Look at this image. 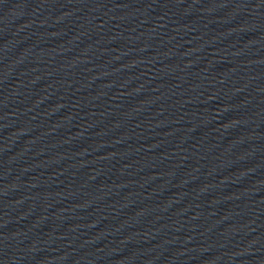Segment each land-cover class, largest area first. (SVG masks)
<instances>
[{
  "label": "water",
  "instance_id": "obj_1",
  "mask_svg": "<svg viewBox=\"0 0 264 264\" xmlns=\"http://www.w3.org/2000/svg\"><path fill=\"white\" fill-rule=\"evenodd\" d=\"M0 264H264V0H0Z\"/></svg>",
  "mask_w": 264,
  "mask_h": 264
}]
</instances>
